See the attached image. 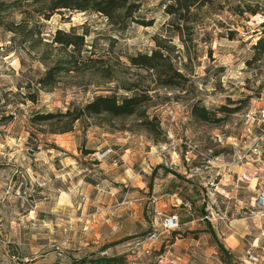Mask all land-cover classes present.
<instances>
[{
    "label": "rangeland",
    "instance_id": "rangeland-1",
    "mask_svg": "<svg viewBox=\"0 0 264 264\" xmlns=\"http://www.w3.org/2000/svg\"><path fill=\"white\" fill-rule=\"evenodd\" d=\"M125 1L112 19L0 0V264L93 253L122 255L118 264H246L248 248L264 256L255 201L264 180H237L244 167L264 171L242 135L245 114L264 104V51L253 47L264 0H195L182 12L167 11L174 0ZM99 94L140 102L132 113L86 112ZM108 146L114 152L97 158ZM245 150L249 163L221 182L211 163ZM194 163L198 179L188 176ZM164 188L183 202L157 210ZM172 213L179 224L165 229ZM228 239L236 245L222 252Z\"/></svg>",
    "mask_w": 264,
    "mask_h": 264
},
{
    "label": "trees",
    "instance_id": "trees-1",
    "mask_svg": "<svg viewBox=\"0 0 264 264\" xmlns=\"http://www.w3.org/2000/svg\"><path fill=\"white\" fill-rule=\"evenodd\" d=\"M195 0H174L172 3L168 4L167 11L173 12L175 9L179 12L189 10L191 4ZM50 6L52 9L57 7H67V8H92L97 11H101L109 18L113 19L115 11L121 7L125 6V0H50ZM177 7V8H176ZM252 12H255L252 10ZM264 25V20L262 21ZM264 32V30H263ZM67 42V40H65ZM253 47L257 48L259 52L264 51V34L259 36L257 41L253 44ZM157 56V52L153 55L142 54L141 62L149 63L148 59ZM140 102L138 95H126L121 98H117L114 95H96L93 99L86 102L83 105V109L89 113H100L108 112L113 115L132 113ZM195 113L200 117L207 118V109L203 106L195 108ZM78 117V115L76 116ZM75 117V118H76ZM219 248L222 252H227V248L224 244L220 243ZM94 254V255H93ZM92 255H83L78 258H73L67 264H118L122 259V255H98L93 253ZM222 261L226 264H230L225 257H221Z\"/></svg>",
    "mask_w": 264,
    "mask_h": 264
},
{
    "label": "built area",
    "instance_id": "built-area-1",
    "mask_svg": "<svg viewBox=\"0 0 264 264\" xmlns=\"http://www.w3.org/2000/svg\"><path fill=\"white\" fill-rule=\"evenodd\" d=\"M257 108L250 109L244 117L245 127L242 131V135L244 137V147L249 143H253L252 152L256 156L257 159H262V155H264V104H260L256 106ZM253 123L258 124L259 132L257 134L253 131ZM248 141V142H247ZM247 142V143H246ZM114 151L112 147L108 146L101 151L97 152V158L102 159ZM237 160L241 164L249 163V155L247 154V150L244 152H239L237 155ZM262 167H244L239 173H237V180L242 182H251L253 180L257 181L259 178L264 180V171L261 169ZM255 201L258 205H264V189L260 185L258 187L257 195ZM179 224L178 217L176 214H166L162 218V225L165 229H173L176 228ZM245 261L246 264H264V256L258 253L255 249L248 248L245 251Z\"/></svg>",
    "mask_w": 264,
    "mask_h": 264
},
{
    "label": "crops",
    "instance_id": "crops-1",
    "mask_svg": "<svg viewBox=\"0 0 264 264\" xmlns=\"http://www.w3.org/2000/svg\"><path fill=\"white\" fill-rule=\"evenodd\" d=\"M105 165H107V166L109 165V167H113V163H110V162L108 164H105ZM211 165H214L215 167L218 168L217 171L221 172L219 179L221 182L225 183V182H231V181L233 182L234 181L235 173L232 174L230 172V170L237 172L238 171L237 168L240 167V162L234 157V159L232 161H219V162L213 161L211 163ZM210 169L214 171V169L209 168V170H207V172H210ZM198 170H199V166L196 163H194V164L190 165V173L189 174L186 173V174H188V176L189 175H191L192 177L194 176L195 179H198V175L201 174L200 171H198ZM183 172H186V171H183ZM165 185L166 184L164 183V181L162 179H159V188L161 189ZM195 196L196 195L194 194V197ZM156 201H157L156 209L159 211L166 210V206L170 203L174 206H178V204L183 202L182 197L180 195H178L175 192H172L166 188H164V189H162V191H160V194H159ZM184 204L185 205L187 204L188 208L186 207V209H188L187 211L191 212L192 215H193V213L198 212L196 207L190 205L189 201L188 202L186 201ZM190 221H192V220H190ZM229 242H230L229 245L224 244V246H226V248H228V246L232 247V246L236 245V242H233L230 240H229Z\"/></svg>",
    "mask_w": 264,
    "mask_h": 264
}]
</instances>
